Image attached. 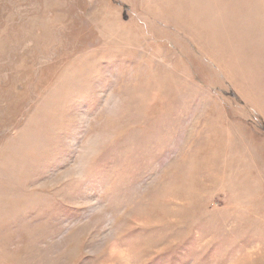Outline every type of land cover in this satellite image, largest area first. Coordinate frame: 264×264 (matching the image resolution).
<instances>
[{"label": "rangeland", "instance_id": "rangeland-1", "mask_svg": "<svg viewBox=\"0 0 264 264\" xmlns=\"http://www.w3.org/2000/svg\"><path fill=\"white\" fill-rule=\"evenodd\" d=\"M0 264H264V0H0Z\"/></svg>", "mask_w": 264, "mask_h": 264}]
</instances>
